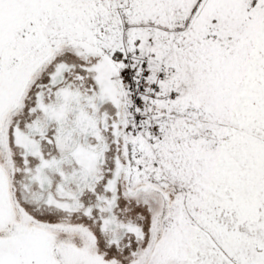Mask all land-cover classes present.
I'll return each instance as SVG.
<instances>
[{
	"label": "snow or ice",
	"instance_id": "snow-or-ice-1",
	"mask_svg": "<svg viewBox=\"0 0 264 264\" xmlns=\"http://www.w3.org/2000/svg\"><path fill=\"white\" fill-rule=\"evenodd\" d=\"M0 264H264V0H0Z\"/></svg>",
	"mask_w": 264,
	"mask_h": 264
}]
</instances>
